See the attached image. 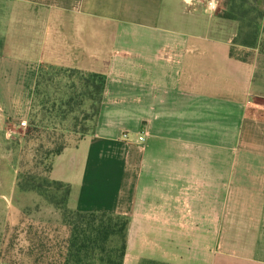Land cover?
<instances>
[{
  "label": "crops",
  "instance_id": "obj_1",
  "mask_svg": "<svg viewBox=\"0 0 264 264\" xmlns=\"http://www.w3.org/2000/svg\"><path fill=\"white\" fill-rule=\"evenodd\" d=\"M204 1L0 0V192L39 68L100 73L93 133L52 165L68 207L127 220L123 264H264V54L230 58Z\"/></svg>",
  "mask_w": 264,
  "mask_h": 264
},
{
  "label": "trees",
  "instance_id": "obj_2",
  "mask_svg": "<svg viewBox=\"0 0 264 264\" xmlns=\"http://www.w3.org/2000/svg\"><path fill=\"white\" fill-rule=\"evenodd\" d=\"M257 4V0H219L218 17L237 25L229 57L243 63H252L256 54H264V39L261 38L264 35V28H261L264 9L259 10ZM42 68H39L34 92L38 89ZM88 77L89 88L95 89L97 94V118L105 79L102 77L98 86L95 83L100 77L98 74L88 73ZM92 80L94 83H91ZM87 95L90 96L89 93ZM44 132L45 129L31 125L25 134L26 145L38 141L40 136L47 137L45 141L48 145L44 147L41 140L34 143V157L29 170H24L26 164L20 162L17 187L21 192L44 196L61 211V222L57 225H27L25 258L30 264H123L127 220L112 214L78 212L67 208L69 186L50 178L53 161L63 153L66 144L62 142V134L46 135Z\"/></svg>",
  "mask_w": 264,
  "mask_h": 264
},
{
  "label": "rangeland",
  "instance_id": "obj_3",
  "mask_svg": "<svg viewBox=\"0 0 264 264\" xmlns=\"http://www.w3.org/2000/svg\"><path fill=\"white\" fill-rule=\"evenodd\" d=\"M257 1L259 10L264 9V0ZM261 28H264V24H261ZM261 38L264 39V35ZM42 67L26 127L10 140L13 175H9L7 169L8 174L3 179L5 187L0 192V264H30L24 251L27 245L26 226L57 225L61 222V211L44 196L34 192H21L17 187L20 162L26 164L24 170L28 171L34 157V143L41 140L44 147L48 145L46 136L25 144V134L31 125L45 129L46 135L62 134V142H65L66 148H70L90 136L96 122L97 94L95 89L89 88L88 73L53 66ZM98 75L100 77L95 83L99 86L104 76L100 73ZM65 159L67 167L69 160L64 157L63 161ZM66 206L71 210L68 202Z\"/></svg>",
  "mask_w": 264,
  "mask_h": 264
},
{
  "label": "built area",
  "instance_id": "obj_4",
  "mask_svg": "<svg viewBox=\"0 0 264 264\" xmlns=\"http://www.w3.org/2000/svg\"><path fill=\"white\" fill-rule=\"evenodd\" d=\"M214 2H215V7L213 8V7H211V4L213 3V0H205L204 1L205 10L207 11V13L215 14V13L218 12V10H219V0H214ZM121 139H122V141H124V145H126L125 141L128 140L127 133H123L121 135ZM137 142L140 143L141 145L143 144L144 136L142 134H140L137 137Z\"/></svg>",
  "mask_w": 264,
  "mask_h": 264
},
{
  "label": "clouds",
  "instance_id": "obj_5",
  "mask_svg": "<svg viewBox=\"0 0 264 264\" xmlns=\"http://www.w3.org/2000/svg\"><path fill=\"white\" fill-rule=\"evenodd\" d=\"M211 7H215V2H214V0H213V3L211 4Z\"/></svg>",
  "mask_w": 264,
  "mask_h": 264
}]
</instances>
